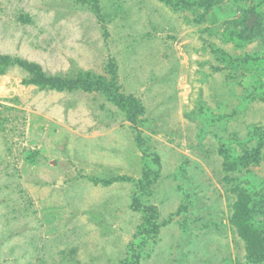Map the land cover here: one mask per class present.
Wrapping results in <instances>:
<instances>
[{
    "label": "rangeland",
    "instance_id": "1",
    "mask_svg": "<svg viewBox=\"0 0 264 264\" xmlns=\"http://www.w3.org/2000/svg\"><path fill=\"white\" fill-rule=\"evenodd\" d=\"M0 264H264V0H0Z\"/></svg>",
    "mask_w": 264,
    "mask_h": 264
},
{
    "label": "water",
    "instance_id": "2",
    "mask_svg": "<svg viewBox=\"0 0 264 264\" xmlns=\"http://www.w3.org/2000/svg\"><path fill=\"white\" fill-rule=\"evenodd\" d=\"M251 23H253V20H251Z\"/></svg>",
    "mask_w": 264,
    "mask_h": 264
}]
</instances>
